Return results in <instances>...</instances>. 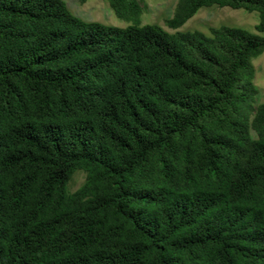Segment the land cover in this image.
<instances>
[{"label": "trees", "instance_id": "1", "mask_svg": "<svg viewBox=\"0 0 264 264\" xmlns=\"http://www.w3.org/2000/svg\"><path fill=\"white\" fill-rule=\"evenodd\" d=\"M106 1L0 0V264H264V0ZM212 5L254 31L176 30Z\"/></svg>", "mask_w": 264, "mask_h": 264}, {"label": "rangeland", "instance_id": "2", "mask_svg": "<svg viewBox=\"0 0 264 264\" xmlns=\"http://www.w3.org/2000/svg\"><path fill=\"white\" fill-rule=\"evenodd\" d=\"M70 11L86 21H99L105 24L126 26L130 22L116 16L106 0H64ZM144 4L140 17L142 24L157 23L169 32L175 31L165 25V19L173 14L176 0H141ZM258 21L256 12L233 9L217 5L202 7L198 12L176 30L199 29L209 33V28L219 25L239 26L254 31ZM252 83L256 87L252 105L264 102V52L252 59ZM85 173L77 170L73 173L68 188L76 190L84 181Z\"/></svg>", "mask_w": 264, "mask_h": 264}]
</instances>
